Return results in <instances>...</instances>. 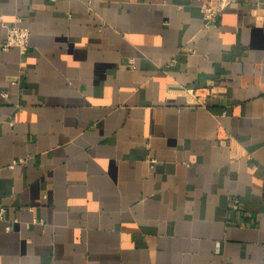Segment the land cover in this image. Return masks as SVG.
<instances>
[{"label":"crops","instance_id":"1","mask_svg":"<svg viewBox=\"0 0 264 264\" xmlns=\"http://www.w3.org/2000/svg\"><path fill=\"white\" fill-rule=\"evenodd\" d=\"M207 1L0 0V264H264V0Z\"/></svg>","mask_w":264,"mask_h":264},{"label":"built area","instance_id":"2","mask_svg":"<svg viewBox=\"0 0 264 264\" xmlns=\"http://www.w3.org/2000/svg\"><path fill=\"white\" fill-rule=\"evenodd\" d=\"M230 1L235 0H214L203 3L200 7L205 24H214L217 22L219 11L222 7L228 4ZM6 32L4 38L0 41L1 49H8L11 46L18 48L20 53H25L29 46V31L26 26L20 25L17 22L5 24ZM173 59L169 61L172 63ZM23 159H13L10 163L13 164L22 161ZM5 207L0 206V221L3 219ZM36 221V219H34ZM8 228V226H6Z\"/></svg>","mask_w":264,"mask_h":264}]
</instances>
